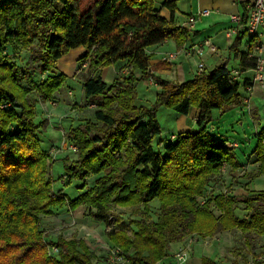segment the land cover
Segmentation results:
<instances>
[{
  "label": "trees",
  "instance_id": "obj_1",
  "mask_svg": "<svg viewBox=\"0 0 264 264\" xmlns=\"http://www.w3.org/2000/svg\"><path fill=\"white\" fill-rule=\"evenodd\" d=\"M157 0H0V264H98L83 240L59 236L47 243L42 219L58 212L85 207L87 216L110 226L112 206H145L158 200L156 222H136L137 233H107L111 247H119L134 264H158L170 256V246L187 236L213 237L221 232H240L247 247L264 237V190L252 191L239 202L215 188L204 206L197 198L225 167L234 173L242 165L227 146L210 131L214 111L242 105L241 81L233 78L224 63L184 83L171 82L151 72L148 49L174 40L181 49L190 32L175 24L176 3L165 0L168 20ZM245 34L237 36L230 51L241 71L254 70L255 39L247 52H240ZM20 46L34 51V68L21 75L7 62L5 51ZM83 48L87 105H95L94 119L71 127L68 140L76 147L75 158L66 157L62 180L83 182V194L70 199L53 191L49 175L50 155L41 146L43 125H37L36 91L43 102H56L67 76L58 72L60 61ZM125 63L112 86L102 79L107 67ZM45 76L36 84L31 70ZM152 79L159 87L155 102L139 105L138 84ZM243 82V81H242ZM245 87V83L243 82ZM10 106L7 110L6 107ZM161 108L189 117L201 111L198 131L182 133L166 142L164 154L153 143L162 134L158 121ZM13 127V128H12ZM13 129V130H12ZM255 156L259 175L264 176V128ZM160 144L164 140L159 141ZM51 163L52 159L50 160ZM103 174L93 188L87 180ZM253 176V175H252ZM63 182V183H64ZM222 212L217 216L214 210ZM60 250L49 254L48 246ZM261 257L264 258V245ZM109 255L107 256V262ZM203 264H215L204 259ZM254 264H264L257 261Z\"/></svg>",
  "mask_w": 264,
  "mask_h": 264
},
{
  "label": "rangeland",
  "instance_id": "obj_2",
  "mask_svg": "<svg viewBox=\"0 0 264 264\" xmlns=\"http://www.w3.org/2000/svg\"><path fill=\"white\" fill-rule=\"evenodd\" d=\"M248 40L249 37L245 35L242 45L239 46L240 51H244L245 45ZM34 54V51L30 49H23L20 46H17L14 49L9 46L5 51L7 62L18 68L20 79L21 75L24 72L28 71V64H30L33 69L38 67V63H34L32 61V55ZM195 58L196 59L192 61L193 64L191 65V68L193 67L194 71L196 70L198 63L200 62V59H198L197 57ZM202 61L206 63L207 71H211L214 69V67L224 63H228V67L230 69H233V67H237L235 54L232 53L230 49L228 51L222 50L220 52H217V55L213 58L210 57L207 52ZM33 69L31 70L30 79L36 82V84L43 82L44 78L46 77L38 72L33 71ZM84 76L85 73H81L79 75L82 80H84ZM20 83L24 89H30L27 81L21 79ZM148 83L149 79L141 80L138 84V91L140 100L143 102V104H145V106L150 107L155 102L158 92L155 83H150V86H148ZM69 87L75 94V97L70 99V101L72 102V100L75 99L76 101L80 102L82 99L81 86L70 82ZM240 92L242 95L245 94L242 81ZM29 96L34 102L37 103L35 122L37 125H43L40 134V140L42 149L50 155L49 165L51 164L50 173L52 176L51 179L53 191L55 193L62 192L70 199H75L79 195L86 192V190L82 191L80 189L83 186V182L74 181L70 184L67 180L66 182H64V180H62V176L64 174L63 159H65L66 157L74 159L76 155L73 152L71 153L66 150L67 152L61 155L63 159H60L58 162L52 164L50 160L54 157V154H50L49 151L53 145L57 148L61 147V144L63 142V132H65L66 139H68L70 120L75 118H78L79 121H83V119L89 120L91 118V114L88 115L87 111L80 110L78 114L75 115L71 112V109H69V107H67V105L62 102L60 103L59 110L57 112V110H55L56 107L54 106L55 103L43 102L36 91H30ZM139 105H141V103ZM254 113L258 114L259 117L257 116L255 118L253 115ZM60 118H66V120L60 121ZM188 119L189 117L179 115L171 109L161 108L158 113V121L162 130V134L157 137L153 143L155 151L164 154L165 143L172 141V135L178 137L182 133L198 131L199 127L197 125L194 128H191V126L188 125ZM209 126V131L217 139L238 144V148L233 150V154L241 165H248L249 158L255 153L258 145L260 144L259 133L264 128V99H262L261 97H257L254 93L251 97L250 108L246 105H241L224 112L214 111L213 120L211 121ZM161 139L164 140L163 144L159 143ZM253 163L254 162L252 160V162L249 163V166L253 165ZM227 170L228 168L225 167L221 175H219L211 182L207 192L197 198L198 207L204 206L210 197L213 198L209 194L212 188H215L216 194L226 193L230 190L228 189V187L230 186V182L233 181V179H237V176L239 175L233 178L231 176H228V174L225 176L224 174L227 173ZM258 171V167L244 170L243 173H250L254 177L252 176V178H244L243 181L236 180L234 181V184L247 185L248 183L253 181L256 176L259 175ZM256 178L257 179L252 184L251 188L256 191L264 190V176H258ZM78 212L80 222L74 221V217L70 216L56 218L58 220L62 219V221H56V219H52V221L46 222L45 228L42 229L41 227V229L46 234L47 243L49 242L51 235H58L60 233L66 234V237L68 239H71L74 236H85L87 240L94 239L91 241L93 245L90 243V241H88L89 245L91 246V248H98L97 250L95 249V255L98 256L100 262L104 261L106 264H109L107 262V256L108 248L111 245H107L106 247L105 244L106 242L108 243L106 235L108 232H110L109 226H105V224L103 225V227L98 231V234L100 235L99 237H90L93 233V230H90V227L86 228V222L88 220L85 219L88 213V209H79ZM214 212L218 217L222 215V212L217 209H215ZM159 214L160 202L156 200L148 204L147 209H145V206L142 204L133 207L112 206L111 217L113 218L112 223L115 225L116 230L127 232L131 237H134V235L137 233V221L145 218L149 223L156 222ZM71 215L74 216L75 212ZM53 229L57 230L54 232ZM198 237L199 235H194L188 237L186 240H188V242L191 241L194 244L195 242H197ZM217 238H219L220 241L217 242V244L214 245V249H212V252L216 253L214 256L215 264H254L257 261H264V258L261 257V253L263 250L262 247L264 245V237H258L252 243L253 248L247 247L245 238L240 232H230L229 234H222L221 236H217ZM98 239L100 241H98ZM204 242L205 241H203L202 243ZM104 247L106 248L104 249ZM172 253L173 252H170L171 256L169 257V261L176 254L175 253L172 255ZM57 257L58 255L53 256V258ZM164 262L165 260L161 261L158 264H164ZM131 264L134 263L131 262Z\"/></svg>",
  "mask_w": 264,
  "mask_h": 264
},
{
  "label": "crops",
  "instance_id": "obj_3",
  "mask_svg": "<svg viewBox=\"0 0 264 264\" xmlns=\"http://www.w3.org/2000/svg\"><path fill=\"white\" fill-rule=\"evenodd\" d=\"M171 1H174L177 5L176 10H175V14H174V20H175L176 26L179 28H183V29L188 30L190 32V35L188 37L187 42L185 43V45L181 49H179L177 47L176 42L174 40H168L162 44L150 47L148 49V52L152 55L151 72L155 76H159V77L163 78L164 80H168L171 82L184 83L185 81L193 79L197 75L198 71H197V68L195 71L193 70V67L191 68V65L193 64L192 61H194L196 59L195 56L185 55L182 53L183 50H187L193 46L201 45L206 39H210L212 41V43L217 47V52H220L222 50L228 51L232 47V45L234 44L237 36L240 34H245L243 31H240L239 34L235 37H231V38L227 37L226 32L230 28H233L235 26L231 19L234 16H240V17L246 19L248 17L247 7L250 4L251 0H171ZM164 2H165V0H157L156 6L158 9L161 10L162 16L169 20L171 18V12L168 9L162 8V4ZM205 10L210 11L209 16L199 18L197 20V22L192 27L188 25L189 17H191L193 15H197L200 12H203ZM243 40H242V42H243ZM254 43H255L254 53H253L254 56H256L257 58L258 57L264 58V36L259 40H255ZM251 45H252V43H251V40L249 39L245 45L244 51H240V50L239 51L240 52H247L250 49ZM172 53H179V56L176 60L163 61L164 58H166L169 54H172ZM208 54L212 58L217 55V53H215V54L208 53ZM84 56H85V50L83 48L75 49V50L71 51L69 53V55H67L66 57H64L60 61L59 65H58V69H57L58 72L66 75L68 79H67V82H66L64 88H62L56 94V97H55L56 102H54L55 103L54 106L56 107L55 110H57V112H58L59 105L62 102V103H65L67 105V107H69V109H71V112L74 113L75 115H77L80 110L87 111L88 115L91 114V118L89 120L83 119V121H79L78 118L70 120L69 130L71 129V127H77L81 123H84L86 121H92L94 119V110L96 107H92V105H87V101H86V98L84 96V80H82L81 77H79V75L81 73H86L87 68H88V63L83 62ZM235 60H236L237 67L236 68L233 67L232 70H241L239 68V60L236 57H235ZM124 64L125 63H123V62L117 63L116 65L107 67L101 73V77H102L103 81L109 87L112 86V84L115 82V80H116L119 72L123 68ZM218 66H220V65H218ZM218 66H216V67H218ZM216 67H214V68H216ZM252 75L253 74L251 72H246L242 76V81L245 83V85H248L250 79L252 78ZM70 82H73V83L81 86L82 99L80 102L76 101L75 99L72 100V102L70 101V99L75 97L74 92L69 87ZM150 83H151V79L149 80L148 86L151 85ZM155 86H156L157 92L160 93L161 87H159L156 83H155ZM64 89H66V90H64ZM254 93L256 94L257 97H261L262 99H264V89H262L261 87H255ZM140 103H141V105L145 106V104H143V102L139 98V104ZM82 108H84V109H82ZM252 112H253V110H252ZM200 114H201V111L199 109L194 108L191 111V114H190L189 119H188V125L191 126V128H194L197 125V120H198ZM253 115L255 118L258 116V114H255V113ZM56 116H58V115H56ZM62 120L64 121V120H66V118H64V119L60 118V121H62ZM212 120H213V116H212ZM69 130H68V132H69ZM172 136H174V135H172ZM73 146L74 145L71 144L68 139H66V134H65V132H63V142L61 144V147L57 148L53 145L49 151L50 154H54V157L56 158L55 162H53L52 164L58 162L60 159L62 160L63 157L61 155H63L65 152H67L66 150H68L71 153L72 152L75 153L72 150ZM252 160L254 163H253V165L249 166V163L252 162ZM253 167H258V170H259V162H258L255 154H253L249 158L248 165H242V168H240L239 170H237L234 173H231L230 168L228 167L227 173L224 174L225 176L228 174V176H231L232 178L239 175V176H237L238 177L237 179H233V181L230 182V186L228 187V189H230V190L226 192L229 195L234 196L237 199V201H239V202L245 201L249 197L250 192L256 191V190H253L251 187H252V184L256 181V179H257L256 177H258L260 175L256 176L255 179L253 181H251L250 183H248L247 185L234 184V181H236V180L243 181L244 178H248V177L252 178V174H250L251 170H250L249 174H247V172L243 173V171L246 169H251ZM258 173H259V171H258ZM49 175L52 178L51 173H49ZM102 176H103V174H100V175L93 176V177L89 178L87 180V184H88L89 188H93L96 185V182ZM83 208H85V207H82L80 209H83ZM78 211H79V209L77 211H74L75 212L74 216L71 215L74 212H71V214H70V213H67L64 211L58 212L53 216H45V217H43V223H42L41 227H42V229H44L45 223L48 221H52V219L61 218V217H68V216L74 217L73 218L74 221L80 222V218L78 216V213H79ZM70 217H69V219H70ZM85 219L88 220L86 222V228L90 227V230L91 229L93 230V233L91 234L90 237H95V236L99 237L100 235L98 234V231L103 227L104 224H101V223H99V222H97V221H95L92 218L87 217V216L85 217ZM56 221H62V219H59V220L56 219ZM89 223H90V225H89ZM56 230L57 229H55V230L53 229L54 232ZM229 233L230 232H221V233L216 234L213 237L199 236L197 239V242H195L194 244L191 241L188 242V240H186L188 237H191V236H187L184 241L171 244L170 252H173L172 253V255H173L177 252H182L183 250L184 251L188 250L189 257L184 264H203L204 259L210 260L211 262L215 263L214 262L215 261L214 256L216 253L212 252V249H214V245H216L217 242L220 241V239L217 238V236H219V235L221 236L222 234H229ZM59 236H63L67 240H71L73 238L83 240L85 242V244L87 245V247L89 248V250L94 255H95L96 250L98 249V248H91L88 241H90V243L93 245V243L91 241L94 239L87 240L85 238V236H74L71 239H68L66 237L67 236L66 234L60 233L58 235H56V234L51 235L50 239L55 240ZM192 236H194V235H192ZM106 238H107V236H106ZM209 240H211V241H209ZM98 241H100V240L98 239ZM203 241H205V242L202 243ZM105 244H106V247H107V245H110L109 242L108 243L106 242ZM101 247H103V246H101ZM106 247H104V249ZM170 256H171V254H170ZM95 260L98 264H106L104 261L100 262L98 256H96V255H95ZM165 263L177 264L173 260V258H171L170 261H169V258H167L165 260L164 264Z\"/></svg>",
  "mask_w": 264,
  "mask_h": 264
},
{
  "label": "built area",
  "instance_id": "obj_4",
  "mask_svg": "<svg viewBox=\"0 0 264 264\" xmlns=\"http://www.w3.org/2000/svg\"><path fill=\"white\" fill-rule=\"evenodd\" d=\"M248 9V17L246 19L240 17V16H234L232 17V22L234 23V27L230 28L226 35L228 38L235 37L239 34L240 31H243L245 35L249 37L250 40L255 39L259 40L264 36V0H251L250 4L247 7ZM210 15V11L205 10L203 12H200L197 15H193L189 17L188 19V25L193 26L199 18L207 17ZM215 54L217 53V47L212 43L210 39H206L201 45L193 46L187 50H183V54L185 55H191L195 56L198 59H200V62L197 65V75H200L207 71L206 64L202 61L203 57L207 53ZM179 56V53H172L169 54L166 58L163 59V61H173L176 60ZM246 72H251L252 78L250 79L248 85H245L244 91L245 94L242 98V105H246L250 108L251 104V97L254 93L255 87H261L264 89V58L258 57V63L257 67L254 70L250 71H241V70H233V78L236 81H242V76ZM151 83H154V81L151 79ZM92 107H95V105H92ZM7 110L10 109V106L6 107ZM171 139L174 141L176 140L175 136H172ZM227 146L231 149H237L238 144L236 143H227ZM72 150L76 152V147L73 146ZM56 158H52V162H55ZM211 190V189H210ZM214 189L212 188L211 192L209 194L211 195ZM110 226L109 231H112L115 227V225L112 223L113 218L110 219ZM49 254L53 257L55 255H58L60 250L56 247L48 246ZM108 255H109V264H131V261L123 255L121 249L119 247H109L108 248ZM189 257L188 251H182L179 253H176L173 256V260L177 264H184Z\"/></svg>",
  "mask_w": 264,
  "mask_h": 264
}]
</instances>
